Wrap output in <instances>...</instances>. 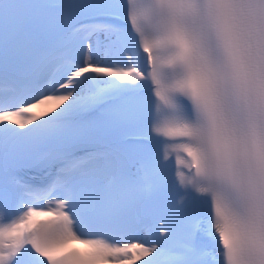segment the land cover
<instances>
[{"label":"snow or ice","instance_id":"obj_1","mask_svg":"<svg viewBox=\"0 0 264 264\" xmlns=\"http://www.w3.org/2000/svg\"><path fill=\"white\" fill-rule=\"evenodd\" d=\"M24 254L264 264V0H0V264Z\"/></svg>","mask_w":264,"mask_h":264},{"label":"bare ground","instance_id":"obj_2","mask_svg":"<svg viewBox=\"0 0 264 264\" xmlns=\"http://www.w3.org/2000/svg\"><path fill=\"white\" fill-rule=\"evenodd\" d=\"M103 58V57H102ZM107 59L109 60V62H112L113 60H119L120 62H124V57H123V55L122 54H113L112 56H110V57H107ZM40 111V109L38 108V109H36L35 110V112H39ZM39 218V217H38ZM37 218V219H38ZM139 237H140V241L141 242H144V241H146V240H150V236H149V234H148V229L146 230V231H143V232H141V233H139V235H138ZM138 240H139V238H137ZM107 264H113V262H111V261H109V262H107ZM143 264V263H142Z\"/></svg>","mask_w":264,"mask_h":264}]
</instances>
